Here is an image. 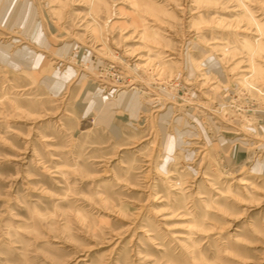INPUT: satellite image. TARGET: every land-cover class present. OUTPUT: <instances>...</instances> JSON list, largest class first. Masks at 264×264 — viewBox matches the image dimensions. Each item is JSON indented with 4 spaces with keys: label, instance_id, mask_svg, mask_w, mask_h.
<instances>
[{
    "label": "rangeland",
    "instance_id": "obj_1",
    "mask_svg": "<svg viewBox=\"0 0 264 264\" xmlns=\"http://www.w3.org/2000/svg\"><path fill=\"white\" fill-rule=\"evenodd\" d=\"M0 264H264V0H0Z\"/></svg>",
    "mask_w": 264,
    "mask_h": 264
},
{
    "label": "bare ground",
    "instance_id": "obj_2",
    "mask_svg": "<svg viewBox=\"0 0 264 264\" xmlns=\"http://www.w3.org/2000/svg\"><path fill=\"white\" fill-rule=\"evenodd\" d=\"M134 103H135V101H134V100H132V104H134ZM133 106H134V105H133ZM135 106H136V104H135ZM135 106H134V107H135Z\"/></svg>",
    "mask_w": 264,
    "mask_h": 264
}]
</instances>
